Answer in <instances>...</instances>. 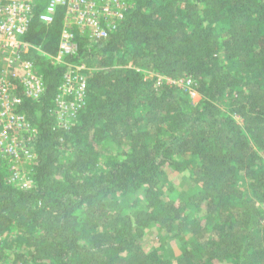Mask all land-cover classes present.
I'll return each mask as SVG.
<instances>
[{
  "label": "trees",
  "instance_id": "obj_1",
  "mask_svg": "<svg viewBox=\"0 0 264 264\" xmlns=\"http://www.w3.org/2000/svg\"><path fill=\"white\" fill-rule=\"evenodd\" d=\"M126 2L108 39L76 28L61 63L65 8L45 25L37 6L23 58L46 90L17 109L29 188L0 153V264H264V0ZM77 67L86 91L64 127Z\"/></svg>",
  "mask_w": 264,
  "mask_h": 264
},
{
  "label": "built area",
  "instance_id": "obj_2",
  "mask_svg": "<svg viewBox=\"0 0 264 264\" xmlns=\"http://www.w3.org/2000/svg\"><path fill=\"white\" fill-rule=\"evenodd\" d=\"M37 6L41 8L38 19L45 25L52 24L58 10L65 8L60 49L53 57L58 63L78 51L76 28L78 32H88L93 40L108 39L128 10L126 0H0V153L10 163L9 183L23 189L31 186L26 170L29 161L34 159L28 139L34 131L26 116L17 109L24 97L38 101L46 90L42 76L23 58L33 47L24 37ZM82 70L77 67L65 75L56 99L57 120L64 127L71 123L83 102L87 84ZM14 81L21 85L23 95L16 92ZM180 83L191 86L192 80ZM66 96L74 100H65Z\"/></svg>",
  "mask_w": 264,
  "mask_h": 264
},
{
  "label": "rangeland",
  "instance_id": "obj_3",
  "mask_svg": "<svg viewBox=\"0 0 264 264\" xmlns=\"http://www.w3.org/2000/svg\"><path fill=\"white\" fill-rule=\"evenodd\" d=\"M169 83L174 84L173 81H169ZM178 87L182 88L183 85L180 83V86H178ZM190 96H191V100H192L193 104H197L199 102L200 98H199L198 95L191 94ZM159 245H160L159 241L157 239H154L149 246L150 247H157ZM165 251H167L168 254H171V253L173 254V252H177L178 253V247L176 246L175 243H173V244H170V245L166 246L165 250L163 249V252L165 254H167Z\"/></svg>",
  "mask_w": 264,
  "mask_h": 264
}]
</instances>
